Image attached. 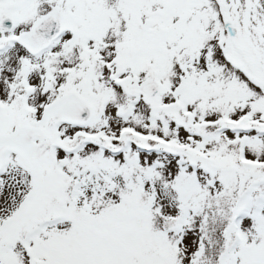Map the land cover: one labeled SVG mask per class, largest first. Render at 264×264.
Masks as SVG:
<instances>
[{
    "label": "snow or ice",
    "instance_id": "snow-or-ice-1",
    "mask_svg": "<svg viewBox=\"0 0 264 264\" xmlns=\"http://www.w3.org/2000/svg\"><path fill=\"white\" fill-rule=\"evenodd\" d=\"M0 264H264V0H0Z\"/></svg>",
    "mask_w": 264,
    "mask_h": 264
}]
</instances>
